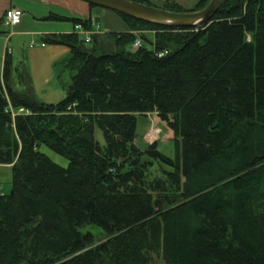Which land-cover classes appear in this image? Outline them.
I'll list each match as a JSON object with an SVG mask.
<instances>
[{
  "label": "trees",
  "instance_id": "obj_1",
  "mask_svg": "<svg viewBox=\"0 0 264 264\" xmlns=\"http://www.w3.org/2000/svg\"><path fill=\"white\" fill-rule=\"evenodd\" d=\"M116 13L127 30L90 46L76 32L45 36L71 51L59 102L40 101L26 58L6 50L0 164L13 177L0 194V264H264V0H225L205 28ZM153 112L174 157L135 143L138 117ZM91 224L99 241L81 231Z\"/></svg>",
  "mask_w": 264,
  "mask_h": 264
},
{
  "label": "crops",
  "instance_id": "obj_2",
  "mask_svg": "<svg viewBox=\"0 0 264 264\" xmlns=\"http://www.w3.org/2000/svg\"><path fill=\"white\" fill-rule=\"evenodd\" d=\"M11 7L21 8L24 15L19 24L5 26L3 24L4 14ZM93 9L89 3L83 0H0V30L6 31L0 33V67L3 66L6 50L11 51L14 57L15 49L7 45L9 41H14L15 46L21 42H28L27 45L24 43L27 50L22 48L19 51L21 54L19 59L26 58L37 98L47 103L61 101L66 95V89L62 82V70L59 68L63 65L65 67V62L70 57L71 51L66 45L48 43L45 36L53 33L74 32L72 19H94ZM51 15L62 18H50ZM96 18L99 19L97 16ZM7 27L10 28V33L8 29L5 30ZM98 34L99 39L105 37V32H102V29ZM32 42H36V44L32 45ZM43 43L45 44L43 45ZM152 115L158 116L157 112H153L147 117L150 118ZM156 126L158 125L153 124V127ZM159 136L160 134H157L155 138L152 137L151 141ZM6 166L11 167L0 164V167Z\"/></svg>",
  "mask_w": 264,
  "mask_h": 264
},
{
  "label": "rangeland",
  "instance_id": "obj_3",
  "mask_svg": "<svg viewBox=\"0 0 264 264\" xmlns=\"http://www.w3.org/2000/svg\"><path fill=\"white\" fill-rule=\"evenodd\" d=\"M154 1L158 5H163L164 0H154ZM173 1H176L177 3H179L185 9V11H193V9H195L197 3L200 0H173ZM93 10H94V19L95 20L98 19V18H96V16L99 17L98 21L101 24L102 32H105V33L106 32L107 33L108 32H115V31L116 32H123V31L127 30V26L125 25V23L122 21V19L120 18V16L116 12L109 10V9H106V8H101V7L94 8ZM7 29L9 30V33H10V31H11L10 28H8V27L5 28V30H7ZM9 33H6V35H9ZM146 34L151 35L152 33H149V31L148 32L146 31ZM24 43L26 45L28 44V42H21L20 44L15 46L14 41H9V43L7 44L9 47H14V49H15L14 50V57L17 60L19 59V57L21 55L19 53V51H21L22 48L27 50ZM92 44L93 43L87 42L86 46H90ZM59 69L62 70V72H61L62 79H63L62 82L65 85H68L72 79L71 71L69 69H67L66 67H64V65H63V67L61 66ZM152 123L154 125H158V126L153 127ZM152 129H157V131L160 134V136L158 138H156L155 141H151L152 137L155 138L157 136V133L155 131H152V133H150L148 135V132ZM95 135H96L97 140L101 144L105 143L104 134L100 128L97 127L95 129ZM147 135H148V138H147ZM156 141L159 144V149L164 154H166L170 157L175 156L176 152H175L174 133L167 126L166 122L162 121L160 119V117H158L157 115H152L150 118L147 116H139L138 121H137L135 143L139 147L145 148L147 146V144H151V143L156 142ZM39 150L41 152L45 153L46 155H48L51 158V160H53L55 163H57L61 166H64V167H67L69 165V159L68 158H66L65 156L54 151L53 149H51L47 145L42 144L39 147ZM12 177H13L12 167H8V166L0 167V186L7 193L10 192L12 189ZM81 231L82 232H91L95 236L97 241H99L103 237L102 229L96 225H92V224L87 225L85 227H82Z\"/></svg>",
  "mask_w": 264,
  "mask_h": 264
},
{
  "label": "water",
  "instance_id": "obj_4",
  "mask_svg": "<svg viewBox=\"0 0 264 264\" xmlns=\"http://www.w3.org/2000/svg\"><path fill=\"white\" fill-rule=\"evenodd\" d=\"M97 7L106 8L140 20L177 27L205 28L221 8L225 0H209L201 9L172 11L137 0H83ZM165 1V0H164Z\"/></svg>",
  "mask_w": 264,
  "mask_h": 264
},
{
  "label": "built area",
  "instance_id": "obj_5",
  "mask_svg": "<svg viewBox=\"0 0 264 264\" xmlns=\"http://www.w3.org/2000/svg\"><path fill=\"white\" fill-rule=\"evenodd\" d=\"M23 15H24V11L21 8H18V7L8 8L4 14L3 24L5 26H15L21 22ZM101 29H102L101 24L97 19L91 20L90 27H86V26H84V24H82L80 22L74 23V32H76L80 35L82 34V36H84L86 42H91L93 40L94 35L101 32ZM249 39H250V37H249ZM141 43L142 42L140 39L136 40L134 45H133V48L137 49L138 47L141 46ZM33 44H36V42H32V45ZM44 44L45 43H43V45ZM18 112L19 113L25 112L24 108H20ZM16 113L17 112L13 111V116H15ZM152 131H155L157 134H159L157 129H152L148 132V135L150 133H152ZM148 135H147V138H148ZM154 140H152V141H154ZM0 194H4L2 187H0Z\"/></svg>",
  "mask_w": 264,
  "mask_h": 264
}]
</instances>
